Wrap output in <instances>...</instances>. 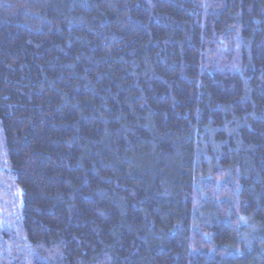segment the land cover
I'll list each match as a JSON object with an SVG mask.
<instances>
[{"label":"trees","instance_id":"trees-1","mask_svg":"<svg viewBox=\"0 0 264 264\" xmlns=\"http://www.w3.org/2000/svg\"><path fill=\"white\" fill-rule=\"evenodd\" d=\"M0 264H264V0H0Z\"/></svg>","mask_w":264,"mask_h":264}]
</instances>
